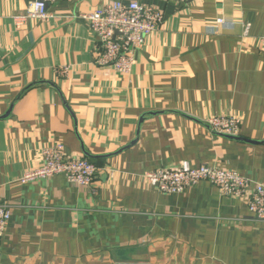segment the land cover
Wrapping results in <instances>:
<instances>
[{"label":"crops","instance_id":"1","mask_svg":"<svg viewBox=\"0 0 264 264\" xmlns=\"http://www.w3.org/2000/svg\"><path fill=\"white\" fill-rule=\"evenodd\" d=\"M33 1L0 0V203L12 211L0 264H264V219L245 200L209 181L167 194L140 179L188 161L264 184V0H119L165 17L129 73L96 63L79 17L113 0H59L18 26ZM223 115L241 118L238 139L201 123ZM57 143L99 167L93 183L21 184Z\"/></svg>","mask_w":264,"mask_h":264},{"label":"built area","instance_id":"2","mask_svg":"<svg viewBox=\"0 0 264 264\" xmlns=\"http://www.w3.org/2000/svg\"><path fill=\"white\" fill-rule=\"evenodd\" d=\"M59 0H34L23 14L15 16L18 26L28 19L48 20L53 14L48 10L49 3ZM187 1V0H179ZM88 22L99 43L96 63L111 66L120 73H129L135 62V51L141 48L146 39L164 23L163 11L152 5H143L137 1L124 3L113 0L90 13H81ZM222 18L217 23H222ZM248 33V29L245 30ZM258 46L264 48V35L258 37ZM212 130L229 135H239L242 120L236 115L213 116L205 121ZM91 160L76 157L66 152L62 143L44 147L40 154L38 167L26 171L20 183L45 180L63 175L74 184L90 186L99 171ZM141 181L149 187L167 194L182 193L186 189L209 181L228 197L246 201L249 211L257 218L264 219V184L254 183L236 170L221 168L218 165L204 163L193 166L183 161L173 168H159L140 175ZM10 206L0 203V243L11 220Z\"/></svg>","mask_w":264,"mask_h":264},{"label":"water","instance_id":"3","mask_svg":"<svg viewBox=\"0 0 264 264\" xmlns=\"http://www.w3.org/2000/svg\"><path fill=\"white\" fill-rule=\"evenodd\" d=\"M144 117V116H143ZM200 122V121H199ZM202 124H204L205 122L204 121H202L201 122ZM205 125L209 128V130L212 132V133H214L215 135H218V136H222V137H228V138H234V139H238L239 137V135H229V134H224V133H219V132H217V131H214V130H212L211 129V127L207 124V123H205ZM246 141H249V142H259V141H251V140H248V139H246ZM135 143V141H133L131 144H134ZM103 156H110V155H103ZM122 264H148V263H122Z\"/></svg>","mask_w":264,"mask_h":264},{"label":"trees","instance_id":"4","mask_svg":"<svg viewBox=\"0 0 264 264\" xmlns=\"http://www.w3.org/2000/svg\"><path fill=\"white\" fill-rule=\"evenodd\" d=\"M93 162V161H92Z\"/></svg>","mask_w":264,"mask_h":264}]
</instances>
